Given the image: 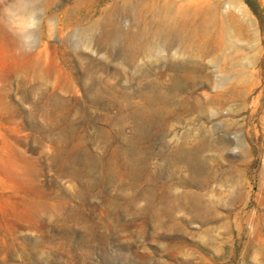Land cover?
Segmentation results:
<instances>
[{"label": "rangeland", "instance_id": "1", "mask_svg": "<svg viewBox=\"0 0 264 264\" xmlns=\"http://www.w3.org/2000/svg\"><path fill=\"white\" fill-rule=\"evenodd\" d=\"M259 78L264 0H0V264H264Z\"/></svg>", "mask_w": 264, "mask_h": 264}, {"label": "bare ground", "instance_id": "2", "mask_svg": "<svg viewBox=\"0 0 264 264\" xmlns=\"http://www.w3.org/2000/svg\"><path fill=\"white\" fill-rule=\"evenodd\" d=\"M255 84L256 85H259L262 89H264V81L262 79L259 78L258 81ZM255 84H254V86H256ZM181 160H182V162H185L188 166H190L191 169L194 170V177H193L194 184L201 185L204 181L207 180V179L206 180H203V177L202 176H201L202 178L199 177V173H200V171L202 169H200L198 167V165L195 163V160H194V158H193L192 155H190V154H184L183 157L181 158ZM192 176H193V174H192Z\"/></svg>", "mask_w": 264, "mask_h": 264}]
</instances>
